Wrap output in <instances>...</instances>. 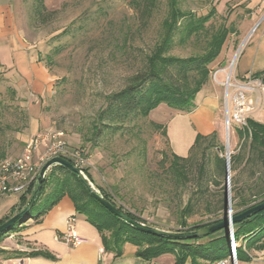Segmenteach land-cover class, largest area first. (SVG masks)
I'll return each instance as SVG.
<instances>
[{"label": "rangeland", "instance_id": "374dc122", "mask_svg": "<svg viewBox=\"0 0 264 264\" xmlns=\"http://www.w3.org/2000/svg\"><path fill=\"white\" fill-rule=\"evenodd\" d=\"M144 3V0H7L6 12L1 15H9L12 26L28 46L30 53L25 51L26 54L38 56L50 80L41 92L30 86L18 89L5 82L0 68V84L3 83L0 168L7 160L20 156L24 149L22 142L31 113L22 103L30 102L40 108L35 132H61L70 147L84 149L89 159L88 172L97 188L106 190L118 205L148 225L180 231L181 213L189 201L193 203V211L188 216V228L223 218L220 200L227 173L219 175L216 156L226 158L227 149L231 155L243 157L236 171H231L234 204L239 202L236 187L245 192L248 201L256 202L252 188L262 165L246 164L248 141L252 138L249 130L231 120L227 134L226 116L233 110L230 105L227 109L225 98L228 84L230 95L235 92L231 85L255 87L248 97L259 104L249 117L264 124V85L251 77L264 71V38L260 39L264 32V7L249 12L246 0H179V8L185 13L198 17L212 10L216 13L202 34L185 44L180 43L181 36L177 34L171 55L188 58L204 54L212 35L222 25L232 26L236 32L229 35L222 54L210 66L209 82L196 100L197 107L204 102L203 107L192 117L190 113L182 117L184 113L162 104L148 118L138 116L113 124L107 111L110 96L129 86L145 70L171 15L169 0H152L151 15L143 19ZM185 21H181L182 26ZM245 72L248 75L244 79L238 78ZM213 93L219 98V108L215 96H208ZM178 114L181 117L174 123L172 119ZM187 122L189 128H174ZM202 123L208 126L215 123L217 140L212 146L201 142L186 152V157H190L185 168L187 179L176 176L173 154L185 153V148H178L177 143L181 136L191 141V128ZM154 124L165 126L168 136ZM203 158L207 172L200 178ZM9 200L0 199V211L9 207ZM44 208L45 204H40L34 214ZM129 246L126 257L132 260L135 257L129 248L134 245Z\"/></svg>", "mask_w": 264, "mask_h": 264}, {"label": "trees", "instance_id": "16d2710c", "mask_svg": "<svg viewBox=\"0 0 264 264\" xmlns=\"http://www.w3.org/2000/svg\"><path fill=\"white\" fill-rule=\"evenodd\" d=\"M144 9L141 11L143 19H148L153 8L152 0H144ZM170 18L165 22V31L162 40L156 46L152 55L147 59L146 68L136 75L129 86L120 92L113 94L109 98L108 114L114 123H123L132 118L141 116L148 118L150 113L165 104L171 109L182 113H192L197 105L198 95L208 84L210 79V66L220 57L230 34L236 33L234 28L222 25L213 35L208 44V50L199 56L188 58L171 55V50L175 43L177 34L181 36L180 43L185 44L194 36L202 34L206 23L212 19L215 10L206 16L198 17L192 13H185L179 8V0H169ZM186 20L182 26L181 21ZM255 80H259L264 85V71L251 75ZM156 128L163 130L166 136L167 128L161 124H154ZM252 138L248 141V157L246 164L262 165L256 183L252 190L256 202L247 200L245 192L236 187V197L238 204H234L235 198H227L226 188L223 186L221 211L225 215L227 206L231 212L240 209L242 213L256 205L264 203V124L252 118L248 119V127ZM217 140V133L210 136L198 135L191 151L201 142H209L212 146ZM223 151V148H220ZM190 157H181L173 154L174 174L184 176L187 179L186 165ZM243 157L231 155V170L236 171L241 164ZM73 164L75 162L71 160ZM205 158L199 165V176L203 178L207 172ZM216 168L221 176L227 173V161L225 157L216 156ZM88 178L93 182L88 169L82 168ZM257 175V172L254 173ZM86 175V176H87ZM216 185H220L215 182ZM38 183H33L29 190L19 199L17 208H13L10 215L0 220V226L9 221L13 216L22 212L29 203ZM101 194L114 204L121 212L129 218L148 224L136 214L126 211L114 200L106 190L97 188ZM234 190H232L233 192ZM69 197L76 212L86 217L87 221L93 225L101 234L104 250L121 258L124 255V246L132 244L138 248L136 256L144 261H153L164 255H174L176 264H218L219 262L235 257L239 262L249 260L248 253L252 250L264 249V211L250 219L242 221L233 226L230 231L221 230L211 236L200 239L178 241L170 240L145 232L139 231L122 221L106 208L86 189L78 176L62 166H55L46 175L42 191L37 198L31 211L22 217L15 225L0 233V244L13 234L19 233L25 224L32 219H40L48 214L63 198ZM40 204H45V208L38 214H34L35 209ZM193 211V203L189 201L186 208L181 213V232L196 231L211 224L218 223L222 219H216L205 224L188 228V216ZM152 226V225H150ZM156 227V226H153ZM159 228V227H156ZM238 244L237 250L235 244ZM41 255L48 258L54 257L49 253L37 252L30 256Z\"/></svg>", "mask_w": 264, "mask_h": 264}, {"label": "crops", "instance_id": "0c3cea01", "mask_svg": "<svg viewBox=\"0 0 264 264\" xmlns=\"http://www.w3.org/2000/svg\"><path fill=\"white\" fill-rule=\"evenodd\" d=\"M246 1L248 5L247 10L249 12H254L264 7V0ZM5 3H7V0H0V68L3 79L9 85L15 86L18 89L30 86L34 91L41 92L46 83L50 80L49 74L45 66L39 62L37 55L32 56L26 54L25 51L30 53L27 49L28 46L20 39V35L12 26L13 24L10 21L11 18H8L9 15H1V13L6 12L7 5H5ZM263 38L264 32L260 39L262 40ZM247 75V72L243 73V75L241 73L238 78L244 79ZM2 84H0V86ZM211 91L213 92V90ZM208 96H215V100L218 104L217 108H219L220 101L217 95L213 93ZM203 104L204 102L201 103L199 107H196L195 111L189 115L192 117V114L198 113L203 107ZM22 105L31 113V123L29 128L26 129L25 136L23 137L22 143L24 148L31 137L38 134L35 132L34 125L36 123L38 124L40 108L38 106H33L30 102H23ZM183 115L182 117L188 116L187 113ZM178 117H181V115L179 116L178 114V116L175 115L173 117L172 120H174V123L180 119ZM178 126L189 128L188 122L187 125L179 124L175 125L174 128ZM194 127L195 129L193 130L191 128V141H186L183 136H179L180 142L177 143V146L182 150L185 148V153H182V151L179 152V156L181 157L186 158L187 153L191 150L198 135L210 136L216 132L215 123L209 126L207 123H202L201 125L194 124ZM21 196L22 195H11L4 197L6 199L10 198L11 200L7 203V205L10 204L9 207L4 211H0V220L10 215L13 208H17ZM69 218L75 219L77 234L84 239V243L74 248L67 246L60 240V237L67 231V221ZM128 246L129 244L124 246V255L121 258L115 259L114 254L104 250L103 239L98 230L87 221L85 216L78 214L73 201L69 197H65L44 217L28 221L19 233L13 234L0 244V264H119L120 260L123 261V264L176 263L174 256L170 258H166L167 256L160 257L153 261L139 259L136 256L138 250L136 246H134V248H129V252H131L135 258L128 260L126 257ZM37 252L49 253L54 259L41 255L30 256L31 253ZM248 256L249 260L247 262H240L239 264H264V249L252 250L248 253ZM186 264L192 263L188 261Z\"/></svg>", "mask_w": 264, "mask_h": 264}, {"label": "built area", "instance_id": "2783aa9c", "mask_svg": "<svg viewBox=\"0 0 264 264\" xmlns=\"http://www.w3.org/2000/svg\"><path fill=\"white\" fill-rule=\"evenodd\" d=\"M229 86L230 84L227 85L225 100L227 109L230 105L233 112L231 115L227 114L226 124L228 123L229 126L232 120L245 129L248 127L250 113L254 112L259 104V101L248 97L249 93L255 91V87L231 85L235 88V92L230 95ZM63 137L64 134L61 132L38 133L28 141L20 156L7 160L0 168V199L25 194L33 183H38L43 165L56 157L73 160L74 165L85 173L82 168H89L87 153L82 148L70 147ZM60 240L71 248L84 243V239L77 234L74 218L68 219L67 231ZM237 247L236 243V250ZM235 258H237V252H235ZM218 264H232V261L227 259Z\"/></svg>", "mask_w": 264, "mask_h": 264}, {"label": "water", "instance_id": "95a60500", "mask_svg": "<svg viewBox=\"0 0 264 264\" xmlns=\"http://www.w3.org/2000/svg\"><path fill=\"white\" fill-rule=\"evenodd\" d=\"M229 131V126L227 123V134ZM228 136V135H227ZM226 161H227V182H226V192H227V198L230 196L231 190V154L229 150L227 149L226 153ZM55 166H62L69 171L73 172L78 176L80 181L84 184L86 189L95 197V199L101 203V205L106 208L109 212H111L113 215L121 219L122 221L126 222L130 226L134 227L135 229L145 232L147 234H151L154 236L170 239V240H178V241H187V240H194V239H200L207 236H211L214 233L226 230L230 231L233 226L240 224L242 221L246 219H250L253 216L259 214L260 212L264 211V203H261L259 205H256L242 213H239V211L236 209L235 213L231 212L229 210V205L227 206V209L225 211V215L223 216L222 220L218 223L211 224L207 227L201 228L196 231H168L160 228H156L153 226H150L148 224L133 220L129 218L126 214L121 212L114 204H112L108 199H106L101 192L97 189V187L89 180V178L86 176V174L78 167H76L71 161L56 157L49 161H47L40 172V176L38 178V186L36 190L34 191L29 203L27 204L26 208L13 216L9 221L4 223L0 226V233L4 232L5 230L9 229L13 225H15L22 217H24L26 214H28L32 207L34 206L37 198L39 197L44 180L46 178V175ZM237 258H232V264H239Z\"/></svg>", "mask_w": 264, "mask_h": 264}, {"label": "bare ground", "instance_id": "6f19581e", "mask_svg": "<svg viewBox=\"0 0 264 264\" xmlns=\"http://www.w3.org/2000/svg\"><path fill=\"white\" fill-rule=\"evenodd\" d=\"M241 49V48H240ZM238 54V53H237ZM234 68H235V64L232 66V68H231V72L234 70ZM230 72V73H231Z\"/></svg>", "mask_w": 264, "mask_h": 264}]
</instances>
